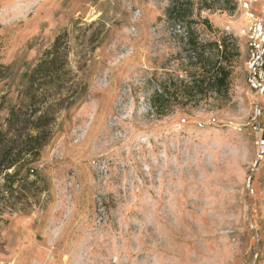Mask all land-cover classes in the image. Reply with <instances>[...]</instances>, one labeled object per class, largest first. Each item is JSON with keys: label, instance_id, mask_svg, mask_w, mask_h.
<instances>
[{"label": "rangeland", "instance_id": "rangeland-1", "mask_svg": "<svg viewBox=\"0 0 264 264\" xmlns=\"http://www.w3.org/2000/svg\"><path fill=\"white\" fill-rule=\"evenodd\" d=\"M240 1L0 0V129L58 35L74 100L20 199L0 177V264H264Z\"/></svg>", "mask_w": 264, "mask_h": 264}, {"label": "trees", "instance_id": "trees-1", "mask_svg": "<svg viewBox=\"0 0 264 264\" xmlns=\"http://www.w3.org/2000/svg\"><path fill=\"white\" fill-rule=\"evenodd\" d=\"M67 47L64 37L58 35L50 47L43 51L27 75V104L12 107L6 119V128L0 129V177L8 193L11 196L15 194L17 199H20L23 183L28 177L25 175L18 178L20 171L37 161L41 148L50 140L52 131L49 127L56 118L55 114L74 104L72 96L61 95L63 82H67L70 73ZM217 73L212 83L221 88L228 72L221 68ZM203 85L204 82L200 80L193 81L187 94L200 93L198 89H202ZM159 97L162 98L160 103L164 102L167 92ZM29 171L33 172L32 169ZM15 182H18L17 187H14Z\"/></svg>", "mask_w": 264, "mask_h": 264}, {"label": "built area", "instance_id": "built-area-1", "mask_svg": "<svg viewBox=\"0 0 264 264\" xmlns=\"http://www.w3.org/2000/svg\"><path fill=\"white\" fill-rule=\"evenodd\" d=\"M239 11L243 22L238 34L244 38L247 61L245 64V81L254 100L252 102L253 125L255 131V155L257 161L264 158V124L260 123L262 113V100L264 98V0H241ZM184 32L183 35H185ZM222 53L221 44L217 46ZM198 51V50H197ZM190 57L197 61L196 51H190ZM183 124L185 120L181 121ZM198 127H202L198 123Z\"/></svg>", "mask_w": 264, "mask_h": 264}]
</instances>
